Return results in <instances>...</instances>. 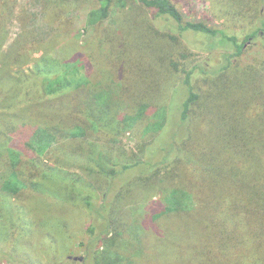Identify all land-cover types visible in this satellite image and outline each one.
Masks as SVG:
<instances>
[{
	"label": "trees",
	"instance_id": "1",
	"mask_svg": "<svg viewBox=\"0 0 264 264\" xmlns=\"http://www.w3.org/2000/svg\"><path fill=\"white\" fill-rule=\"evenodd\" d=\"M183 1L31 0L42 33L0 0V263L38 264L23 238L45 233L79 239L82 264H264V58L242 62L264 43V0H206L220 26Z\"/></svg>",
	"mask_w": 264,
	"mask_h": 264
},
{
	"label": "rangeland",
	"instance_id": "2",
	"mask_svg": "<svg viewBox=\"0 0 264 264\" xmlns=\"http://www.w3.org/2000/svg\"><path fill=\"white\" fill-rule=\"evenodd\" d=\"M20 1V6H27L29 12H31L33 15L37 16V23L39 24V30L42 33H46L48 29L46 28V25L42 21V14L38 12V8L33 4L34 2H31V0H19ZM230 1L234 2L235 5L240 2V0H223L224 5L226 6H231ZM209 2L206 0H184L182 3H180V11L182 12L184 18L186 20L190 21H196V22H203L211 26H220L221 19L216 18L213 12L210 10L209 7ZM13 31L16 30V24L12 28ZM88 31V32H87ZM83 32V34L80 36L79 43H82V40L91 34V30H87ZM91 31V32H90ZM91 41L93 39H90ZM202 53V52H201ZM204 56L206 55L205 53H202ZM254 58L257 59H262L264 58V43L260 41H255L252 44L247 43V48L245 54L242 56V62H249L252 61ZM175 102L172 103L171 107V113H172V119L170 120V123L168 124L163 136L161 143H166L167 140L169 139V134H171L172 131H175L177 127L176 124V116L178 115V103L176 101V98H174ZM183 130L180 131V133ZM123 143L125 144V147L130 151L134 148L135 145V138L128 133L123 136ZM157 153H155L156 155ZM154 155V157H155ZM28 208L32 209V213H36V219L37 221L42 224L43 222L47 224V227L52 230L53 232L57 233V231L63 226V224L68 223L70 228L73 227V224L70 223V215H63L59 213V209H55L52 206V209H47L44 208L42 205L35 206L33 204H27ZM44 216V217H42ZM0 219L4 223H9L11 222V210L10 206L5 204L3 201L0 202ZM1 224V223H0ZM64 228L60 230V233L64 235L62 232ZM2 230V227H0V231ZM3 234L0 233V237H2ZM38 235V236H37ZM36 239L33 238L32 235L31 237H27L24 239L29 240L30 243H33L34 241V247L35 251L34 253V258H36L37 263L39 264H82L84 263V252L82 251L81 245H79V239L76 241H73L71 243V246L69 248L68 243L62 242L64 239H59L56 238L54 240L50 236H45L46 234H37ZM54 236V235H53ZM28 241V242H29ZM27 242V243H28ZM54 245V249H51L50 254L47 255L46 251L51 248L50 245ZM50 246V247H49ZM11 243L7 244V247L5 245V248L7 251L10 249ZM66 253V256H60L59 253ZM23 252V251H22ZM20 252L19 254L15 255V260L14 262L9 261L8 264L11 262V264H32L30 262L31 256L27 255L26 253ZM55 254H58L59 256L56 257ZM73 254V255H72ZM75 258L73 259V257ZM40 257V259L38 258ZM70 257V258H67ZM39 259V260H38ZM68 259V260H67ZM73 259V260H72ZM76 260V261H75ZM2 264V263H0ZM36 264V263H33Z\"/></svg>",
	"mask_w": 264,
	"mask_h": 264
}]
</instances>
